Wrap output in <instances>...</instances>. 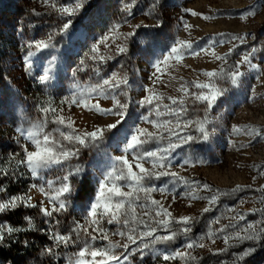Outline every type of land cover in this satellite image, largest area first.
<instances>
[{
	"label": "rangeland",
	"instance_id": "obj_1",
	"mask_svg": "<svg viewBox=\"0 0 264 264\" xmlns=\"http://www.w3.org/2000/svg\"><path fill=\"white\" fill-rule=\"evenodd\" d=\"M52 2L58 7L74 6L73 0ZM126 2L127 0H85V7L78 14L62 17L56 9L46 5L44 0H0V167L8 171L17 167L15 160H19L23 155L17 141L24 142L17 129L36 121L40 116L38 105L50 98L57 107H64L63 115L71 116L75 126L81 130L91 131L97 126L103 127L115 122L116 117L101 116L76 106L69 109L67 105H60L61 99L67 98L74 90L72 69H75L82 59L87 67L76 73V80L85 86L99 80L91 71L92 67H99L103 76L118 72L127 77V92L119 99L122 102L126 99L133 101L129 108L132 119L149 131L156 129L138 119L145 109L134 103L147 95L143 91L145 87L154 88L162 94L164 104L170 105L167 97L183 98L188 108V116L185 118H207L205 127L209 139L182 145L176 149L171 171L176 172L183 180L195 182L190 185L192 188L208 184L214 191L219 190V193L228 195L220 196L218 206L213 211L203 213V208L208 206L207 201L189 199L184 195L189 186L182 182L176 184L171 194L153 193V197L161 200L166 207L171 205L170 211L174 216L200 218L190 235L194 243H204L205 247L184 249V238L181 237L172 244L169 251L173 248L187 250L196 259L184 261L177 258L163 261L159 257L153 258L150 253L143 256L136 253L130 257V262L233 264L234 254L251 246V242L245 241L235 247L231 244L225 245L222 239L225 232H220L219 229L239 214L245 219L232 223L241 229L245 224L259 223L264 213V0H158L155 6L154 0H136L131 8V16L123 9ZM193 12L197 15H193ZM253 12L255 14H252ZM66 19L73 21L72 27L68 35L55 36L56 48L37 51L28 46L32 41L47 39V36L55 33ZM125 20L128 22L125 23ZM114 25H120L117 32H111ZM134 30L135 35L127 40L123 39L122 34ZM105 36H111L107 41L108 47L100 42ZM237 37L247 39L241 43ZM177 41L191 42L194 49L203 47L207 49V54L201 52L199 56L185 55L180 64L173 60L167 68L161 65L163 74H158L160 80L153 83V63L165 57ZM96 44L99 45L102 55L111 56L112 59L103 63L90 60L89 56L93 55L91 47ZM117 45H124L127 51L117 54ZM253 46L256 48L253 63L258 67L252 69L247 64H242L240 71L243 77L237 86L227 80L217 81V86L226 88L227 91L212 109L206 111L204 103L184 97L178 91L181 84L206 82L207 77L203 75L206 71H218L220 68L227 71L231 65L247 55ZM29 52L33 53L31 69L27 67ZM213 52L221 57L227 54V64L215 60ZM50 61L52 79L46 87L38 82L37 76L43 74L50 66ZM190 90L199 91L194 88ZM99 103L102 108H113L111 99L100 98ZM170 118L167 115L160 117L162 120ZM254 129L261 131L260 137L250 134ZM193 135L199 133L193 132ZM103 147L112 155H120V152L108 145ZM13 154L18 155L13 159ZM102 161L103 153L88 150L82 152L79 162L88 170V181L82 185L79 180L74 179L76 191L71 198V207L68 212L58 217L62 222L61 232L74 219H82L85 208L96 194V183L92 176L99 174L96 169ZM20 171L26 172V169L21 168ZM55 176L56 173H51L45 178L55 179ZM165 179L171 178H162L161 181L153 183L162 184ZM40 182L33 181L28 175L13 181L0 180L7 189V192L0 196L26 193L32 197V203L39 206V202L44 200L47 205V200L38 190L32 189L29 192L31 183ZM238 187L240 190L234 191ZM211 194L213 193L197 192L200 196ZM173 196L176 197L175 202ZM26 215L33 218L34 227L31 229L26 228ZM45 219L39 213V207L21 208L0 214V223L23 229L9 237L7 243L0 245L4 252L14 253L11 244L23 243L21 256L15 253V261L0 258V264H67V257L77 250L76 245H69L67 248L61 245L56 249V260L43 254L44 249L53 246V241L49 239L46 231L51 225H45ZM217 219L220 221L218 224ZM226 231L231 232L234 229ZM254 247L255 252L242 264H264V244H255ZM221 249L225 251H219Z\"/></svg>",
	"mask_w": 264,
	"mask_h": 264
},
{
	"label": "snow or ice",
	"instance_id": "obj_2",
	"mask_svg": "<svg viewBox=\"0 0 264 264\" xmlns=\"http://www.w3.org/2000/svg\"><path fill=\"white\" fill-rule=\"evenodd\" d=\"M135 2L136 0H127L124 3L123 9L128 16L132 15L131 8ZM156 2L158 0H154L153 6ZM44 3L56 9L62 17H72L85 7V0H73L72 7L67 5L58 7L52 0H44ZM192 14L197 15L194 12ZM127 22L125 20V23ZM72 24L71 19H66L55 33L47 36V39L32 41L28 46L37 51L54 49L56 48L55 36L68 35ZM119 27L120 25H114L111 32H117ZM136 27L138 28L139 25ZM185 27L190 26L185 25ZM122 35L123 39L127 40L135 35V30ZM110 38L111 36H105L100 42L108 47L107 41ZM236 39L243 43L247 37ZM90 51L93 55L89 56V59L93 62L103 63L112 59L111 56L106 57L100 53L98 44L93 45ZM126 51L127 48L124 45L116 46L117 54H123ZM201 52L207 54V49L203 47L194 49L191 42L177 41L170 47L165 57L153 63L155 69L152 73L155 77L153 83L160 80L158 74H163L161 65L167 68L173 60L180 64L185 55L199 56ZM255 52L256 48L253 46L247 55L231 65L227 71L224 68L218 71H206L203 73L207 77L206 82L194 81L190 84H181L178 91L184 97L204 103L206 111L212 109L216 101L227 91L226 88L218 87L216 82L227 80L233 86L239 85L243 77L240 71L242 64H247L252 69L258 67L253 63ZM212 54L215 60L227 64V54L224 57L216 55L215 52ZM27 56V67L31 69L33 53L29 52ZM54 60L55 57H53ZM49 64L50 66L44 70L43 74L37 76L38 82L46 87L52 79V61ZM85 67L87 66L82 59L76 68L72 69L75 87L67 98L61 99L60 105H67L69 109L76 106L101 116L116 117L115 122L103 127L97 126L91 131L81 130L75 126L71 116L63 115L64 107H57L53 99L40 103L38 105L40 116L37 120L27 127L17 129L24 141L23 143L20 140L17 141L23 153L19 160H15L17 167L12 168L11 171L0 167V180L13 181L28 175L33 181H41L31 183L29 192L32 189L38 190L47 200V205L44 200L39 202V206L32 203V197L26 193L3 195L0 196V214L14 212L21 208L39 207V213L46 218L44 224L51 225L46 231L49 239L53 241V246L44 249L43 254L56 260L58 256L56 249L61 245L65 248L76 245L77 250L67 257V264H131L130 257L136 253L141 256L150 253L153 258L159 257L163 261H172L177 258L184 261L196 259L187 250L205 247L204 243H194L190 235L200 222V218L187 215L174 216L170 211L171 205L166 207L161 200L153 197V193L171 194L176 184L182 182L189 186L188 191L184 193L189 199L207 201L208 206L203 208V213L213 211L218 206L220 196L228 195V193H219V190L214 191L208 184L192 188L190 185L195 182L183 180L176 172L171 171L176 149L182 145L209 139V133L205 127L208 123L207 118L203 120L185 118L188 116V108L183 98L167 97L170 105L164 104L162 94L154 88L145 87L143 91L147 95L134 103L145 109L138 119L156 129V131H149L147 128L140 127L137 121L132 119L129 108L133 101L126 99L122 102L119 99L127 92L129 83L127 77L118 72L103 76L99 67H92L91 71L99 77V80L85 86L76 80V73L85 70ZM193 88L199 91H191L190 89ZM100 98L111 99L113 108H102L99 103ZM93 100L97 102L93 103ZM164 115L171 118L160 119ZM153 116L156 118L151 119ZM193 132L199 135H193ZM250 134L260 137L261 131L254 129ZM104 145L120 152V155H112L103 147ZM84 150L103 153L102 164L96 169L99 174L92 176L96 183V194L85 208L82 219H74L61 232L62 222L58 217L68 212L71 207V198L76 191L74 179L79 180L82 185L88 181V170L83 163L79 162ZM16 155L18 154H13V159ZM21 168L26 169V172L20 171ZM51 173H56L55 179H46L45 177ZM166 177L171 179L163 180L162 184L153 183ZM238 190H240L239 187L234 189V191ZM198 191L213 194L200 196L197 195ZM6 192L7 189L0 183V194ZM175 199L176 197L173 196V202ZM244 219L245 217L239 214L219 229L220 232H225L222 237L225 245L231 244L235 247L245 241L251 242V246L234 254L233 264H242L255 252V244H264V213L259 223L245 224L242 229L232 223V221ZM24 221L27 229L34 227L32 216L26 215ZM216 223H220L219 219ZM227 229H234V231L227 232ZM22 230L7 223H0V245L7 243L9 237ZM113 237L117 239L114 240ZM181 237L184 238L183 248L187 250L173 248L169 251L172 244ZM24 243L27 244V241ZM157 245L165 247L158 248Z\"/></svg>",
	"mask_w": 264,
	"mask_h": 264
},
{
	"label": "trees",
	"instance_id": "obj_3",
	"mask_svg": "<svg viewBox=\"0 0 264 264\" xmlns=\"http://www.w3.org/2000/svg\"><path fill=\"white\" fill-rule=\"evenodd\" d=\"M11 245H12L11 249H13L14 253L4 252L3 249H0V258L10 261H15L16 260L15 253H17L18 256H21V250H22L21 246L23 245V243L18 242Z\"/></svg>",
	"mask_w": 264,
	"mask_h": 264
}]
</instances>
